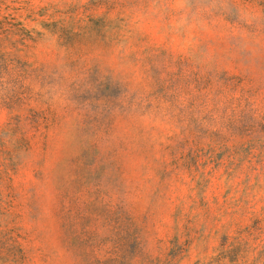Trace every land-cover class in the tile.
<instances>
[{"label": "rangeland", "instance_id": "obj_1", "mask_svg": "<svg viewBox=\"0 0 264 264\" xmlns=\"http://www.w3.org/2000/svg\"><path fill=\"white\" fill-rule=\"evenodd\" d=\"M0 264H264V0H0Z\"/></svg>", "mask_w": 264, "mask_h": 264}]
</instances>
